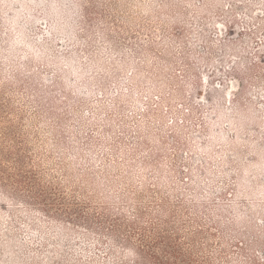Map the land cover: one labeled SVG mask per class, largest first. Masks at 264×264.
Returning <instances> with one entry per match:
<instances>
[{"label": "rangeland", "instance_id": "obj_1", "mask_svg": "<svg viewBox=\"0 0 264 264\" xmlns=\"http://www.w3.org/2000/svg\"><path fill=\"white\" fill-rule=\"evenodd\" d=\"M264 264V0H0V264Z\"/></svg>", "mask_w": 264, "mask_h": 264}, {"label": "trees", "instance_id": "obj_2", "mask_svg": "<svg viewBox=\"0 0 264 264\" xmlns=\"http://www.w3.org/2000/svg\"><path fill=\"white\" fill-rule=\"evenodd\" d=\"M164 249L157 246L156 250L154 251V248L152 249V247H147L144 249V247L140 246L139 253H146L149 264H179L170 257V253L166 254L167 251H164Z\"/></svg>", "mask_w": 264, "mask_h": 264}]
</instances>
